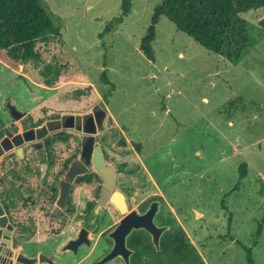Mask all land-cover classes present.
I'll return each mask as SVG.
<instances>
[{
  "label": "rangeland",
  "instance_id": "obj_1",
  "mask_svg": "<svg viewBox=\"0 0 264 264\" xmlns=\"http://www.w3.org/2000/svg\"><path fill=\"white\" fill-rule=\"evenodd\" d=\"M39 1L61 37L37 44V62L21 64L0 52V99H8V89L13 97L26 90L24 83L30 98L65 112L104 102L105 130L129 144L117 147L108 138L113 165L130 180L124 190L132 208L143 212L159 203L155 223L167 229L161 241L183 237V259L190 255L194 264H250L247 249L253 264H264V231L256 236L264 215V8L240 15L221 55L162 16L149 60L140 46L162 0H135L124 23L106 35L122 0ZM48 71L58 77H46ZM244 163L248 174L241 179ZM120 220L108 205L77 254L62 250L66 236L51 235L17 254L43 255L35 264H97L111 252L110 233ZM145 234L144 263L161 251ZM166 256L163 264H186ZM107 264L126 263L118 257Z\"/></svg>",
  "mask_w": 264,
  "mask_h": 264
},
{
  "label": "flooded vegetation",
  "instance_id": "obj_2",
  "mask_svg": "<svg viewBox=\"0 0 264 264\" xmlns=\"http://www.w3.org/2000/svg\"><path fill=\"white\" fill-rule=\"evenodd\" d=\"M23 86L26 90L21 88L15 97L8 89L4 91L9 94L8 99H0V257L6 264L42 262L41 254L38 260L17 252L28 243H40L43 235L66 236L61 248L72 252L66 248L81 235L90 241L92 227L108 205L122 220L132 212L144 215L158 203L152 201L143 212L131 207L129 194L124 190L130 180L119 166L113 165L114 157L107 148L108 138L114 139L117 147L127 148L129 144L112 130H105L104 102L90 111L65 112L46 100L30 98L26 94L28 87L24 83ZM97 158L99 163L105 162L102 170L97 168ZM106 167L114 171L113 188L102 207L101 198L107 187L102 171ZM116 192L126 198V214H121L111 202ZM138 231L132 230L126 240L132 251L130 258L133 250L129 243Z\"/></svg>",
  "mask_w": 264,
  "mask_h": 264
},
{
  "label": "trees",
  "instance_id": "obj_3",
  "mask_svg": "<svg viewBox=\"0 0 264 264\" xmlns=\"http://www.w3.org/2000/svg\"><path fill=\"white\" fill-rule=\"evenodd\" d=\"M134 1L122 0L120 15L106 26L104 35L115 31L124 23L132 12ZM262 8L264 0H162L154 10L151 25L142 39L140 49L149 60H154L153 42L156 39V28L161 17L166 16L179 31L187 34L202 47L221 55L227 47L229 35L236 29L240 15ZM261 24L264 25V21ZM237 28L243 31L244 25L240 24ZM60 37L61 28L56 25L39 0H0V52L9 51L11 58L21 64L37 62L41 59L36 50L37 44L57 41ZM44 75H52V80L58 77L56 71H48ZM52 80L48 81V85L53 84ZM247 174L248 166L244 163L240 167V178H246ZM261 194L264 196L263 190ZM263 231L264 215L258 226L257 238ZM147 236L140 230L130 240L129 246L135 251L132 256L133 264H163L160 260L165 254L166 258L169 255H177L182 257L186 264H194L190 255L183 259L188 246L181 236L163 239L160 242L161 251L154 256L156 259L144 263L141 256L149 249L146 245ZM252 250H246L250 264H253Z\"/></svg>",
  "mask_w": 264,
  "mask_h": 264
},
{
  "label": "water",
  "instance_id": "obj_4",
  "mask_svg": "<svg viewBox=\"0 0 264 264\" xmlns=\"http://www.w3.org/2000/svg\"><path fill=\"white\" fill-rule=\"evenodd\" d=\"M122 142L124 146L127 145L126 142L124 141ZM96 165L99 170H102L105 167V162L99 163V159L97 158ZM102 173L105 179V183L107 185V187L104 188L103 195L101 198L100 205L103 207L107 204L108 197L110 196L113 188L112 176H114V171L113 169H111V167H106L102 171ZM111 202L116 206L117 209H119L121 214L127 213L128 206L126 203V198L122 193L116 192L112 196ZM158 211H159V205L158 203H154L151 209L144 215H138L136 212H132L126 215V217L121 220L119 225L110 235V237L114 240L115 243L113 249L102 261H100L97 264H107L108 262L113 261L118 257H122L126 264H130V256L132 254V251H130L127 248L126 240L129 234L132 232V230H145L146 232H148L152 236L155 247L159 250L161 237L167 229L165 227H158L155 224L154 219ZM1 222L2 220L0 219V224ZM82 237L83 235H81V237L78 240L73 242L66 249L72 250L73 253L77 254L78 249L81 245L83 244L89 245L90 241L88 240V238L86 237V239L83 240ZM0 264H6L5 262L1 261V257H0ZM9 264H13V263L10 262Z\"/></svg>",
  "mask_w": 264,
  "mask_h": 264
}]
</instances>
